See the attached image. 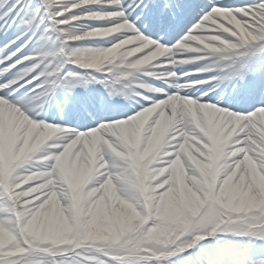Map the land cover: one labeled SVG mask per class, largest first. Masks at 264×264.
Returning a JSON list of instances; mask_svg holds the SVG:
<instances>
[{
    "label": "clouds",
    "instance_id": "1",
    "mask_svg": "<svg viewBox=\"0 0 264 264\" xmlns=\"http://www.w3.org/2000/svg\"><path fill=\"white\" fill-rule=\"evenodd\" d=\"M85 5L120 9L121 0L72 7ZM225 5L179 48L155 46L123 11L73 18L102 22L96 27L63 22L62 63L80 70L66 75L101 85L132 111L79 130L62 110L47 122L26 114L27 101L0 98L10 122L6 130L0 121V183L13 191L0 260L162 264L216 233L264 240V109L244 115L206 99L230 83L213 75L230 53L264 50V3ZM88 40L107 46H75Z\"/></svg>",
    "mask_w": 264,
    "mask_h": 264
},
{
    "label": "snow or ice",
    "instance_id": "2",
    "mask_svg": "<svg viewBox=\"0 0 264 264\" xmlns=\"http://www.w3.org/2000/svg\"><path fill=\"white\" fill-rule=\"evenodd\" d=\"M262 3L264 0H253L252 6ZM73 4H80V0H16L13 4H8V0H0V7L8 5L3 15H0V20L4 21V25L16 26L15 38L10 39L3 48H0V85H6V87H0V98L19 105L22 101H27L34 109L29 113L33 118L37 119V112L41 114L42 111H46L44 106L55 100L57 90L63 91L65 96L63 104L66 105L69 102L68 96L74 89L81 87L76 79L66 75L69 72L73 73V70L66 69L61 60L60 49L63 37L60 32L68 26L63 22L90 21L73 18L83 17L92 11H123L124 19L130 22L133 13L141 9V14L130 22L141 33L134 25L141 19L142 10L149 7L145 0H121L120 9L93 7L96 5L73 8ZM224 6L226 5L222 0H216L215 3L213 0H208L203 8H197L198 22L175 46L179 48L194 37L201 35L200 29L212 10ZM154 7L156 10L147 19L145 28L150 29L148 35L156 33L157 40H165V34L172 28L173 18L178 13L182 14L183 9L179 5L170 4L168 0L154 4ZM49 33L56 34L53 43L58 42V48L45 47L48 44ZM143 37L146 38V35ZM146 39L149 42L154 41L150 38ZM17 41L20 43L17 44ZM155 46L171 48L161 46L158 42H155ZM257 53H264V50L257 46H245L230 53L222 62L223 66L213 73L230 83L227 87H221L220 91H213L206 99L225 109L237 106L235 113L243 112L244 115L254 114L256 110L264 109V62L254 59ZM176 58L182 59L183 57L178 55ZM225 61L228 63H224ZM183 71H188V69L185 68ZM200 78L199 76L191 77V79ZM116 84L114 80L113 89L116 88L114 86ZM237 85L241 86L238 92ZM200 91H206V89L201 88ZM107 99L110 100L108 95ZM32 101L41 103L33 106ZM91 104L92 101L85 97L79 100L77 107L92 118ZM56 107L60 109L61 105L57 104ZM105 119H115V117ZM0 197L5 198L4 204L0 205L5 209L0 212V219H3L10 215L11 205L8 196L3 192H0ZM239 237H244L246 240L242 248L230 252L233 264H257L258 261H264V240L247 236ZM199 241L194 242L187 249H192ZM185 252L186 250H181L178 254ZM176 256L177 254L172 257ZM0 264H6V261L0 260ZM105 264H113V261L106 260ZM167 264H179V262L170 260Z\"/></svg>",
    "mask_w": 264,
    "mask_h": 264
},
{
    "label": "bare ground",
    "instance_id": "3",
    "mask_svg": "<svg viewBox=\"0 0 264 264\" xmlns=\"http://www.w3.org/2000/svg\"><path fill=\"white\" fill-rule=\"evenodd\" d=\"M232 1V0H231ZM251 2H253V0H250ZM16 0L11 1L10 4L15 3ZM164 0H145V3L149 5L148 8H144L143 11V15L141 16V19L139 21L136 22V24L134 25L135 27L138 25L145 24L147 19L155 12V7L154 4L157 3H163ZM168 2L170 4L173 5H179L180 8L183 9L182 14L178 13L175 15V17L172 20V28L168 31L170 32L171 30H177V28H180V24L183 23V21L185 20V17L188 16L189 18L193 16L192 19H195L197 17L196 15V9L197 8H203V6L207 5L208 0H168ZM213 2L215 3L216 0H213ZM222 2L224 4H228V5H233L230 0H222ZM93 7H105L103 5H96ZM141 14V9L138 11L137 9V13L134 12L131 20H134L135 17L137 15ZM2 21V20H0ZM196 21V20H195ZM81 22H86V21H77V22H73V24H79ZM102 22L99 21H89V25L90 27H96L99 26ZM0 25H3L4 28H6L5 31H7V34L1 33L0 34V48H3L11 39L10 37L12 35L15 34V27L16 26H9V25H4V21L0 22ZM195 24H192L191 26H189L188 28L186 27L185 30L189 31V29H191ZM183 26V25H182ZM138 28V27H137ZM183 28V27H182ZM141 33H143L141 31ZM167 34V33H166ZM165 34V35H166ZM55 35L54 33H49L48 34V44L45 45V47H53V48H58V42L57 43H53L55 41ZM154 36H157L156 33H153ZM162 41L164 44H162ZM155 42L161 43V46L165 45V40H155ZM20 41H17V44H19ZM95 43L97 45H101L104 43V41L102 40H88V41H83V42H76L75 46H94ZM105 44V43H104ZM106 46V44H105ZM171 46V45H170ZM96 47V46H94ZM34 54V53H33ZM191 54H186V53H181L180 56L183 58L188 57ZM254 59H258L260 62H264V53L260 56H256ZM224 63H228V61H225ZM193 66H188L187 69L191 70ZM66 69H72L74 68L73 65H66L65 67ZM77 71V70H76ZM78 72L74 73V74H78ZM206 78V77H205ZM115 87H119L118 84L114 85ZM240 85H237V92L240 90ZM229 90H231V86H229ZM217 91H220V89H217ZM89 98L92 101L91 104V111L93 113L92 118L93 119H99V118H103L104 120H106V117H114L115 114H120L117 112H121L122 110L128 111L129 108L126 104H124L122 101L119 100H108L107 99V95L105 93L104 88L97 84L94 86H88L86 88L84 87H78L76 89L73 90V92L68 96V103L65 105L63 104V101L65 100V96L64 93L60 96L55 98L54 101H50L47 105H45V109L46 111H42L41 115L39 116L40 119L43 118L48 122H54L56 119H58V117L56 116L57 110L58 108L56 107L57 104L61 105V108L59 110L63 111L64 114V122L69 124L70 126H75L77 127L79 130H85L86 128L89 127H94L93 122L91 121V119H89L90 117L88 116L87 113L83 112L82 110L78 109L77 105L78 102L81 98ZM103 98V99H101ZM11 102V101H10ZM41 102L39 101H32L31 104L33 106L40 104ZM17 107H19V104H15ZM239 107H243V106H239ZM120 109V110H119ZM23 110V109H22ZM228 110H231L233 112L237 111V106L231 107ZM130 112L128 114H131V110H129ZM29 114V113H26ZM127 114V115H128ZM239 114H244L243 112H239ZM113 115V116H112ZM87 117V119H86ZM103 120V121H104ZM0 121H4L5 122V126H6V130L8 127H10V122L8 121V118L0 115ZM6 143L11 146L12 144V137L11 135H7L6 136ZM7 188V196L9 199L12 198L13 196V191L10 185H7L6 183H0V188ZM5 199V198H4ZM4 199H1L0 197V205L4 204ZM4 208L0 207V212H3ZM2 219H0V226H2ZM201 242V241H199ZM199 242H197L196 245L199 244ZM196 245H194L193 247H195ZM221 248V247H219ZM219 250V249H218ZM230 250L229 248H227L224 251H221V258L219 257V262L218 264H233L232 262V258L230 256V253H228L227 251ZM223 252H227V253H223ZM223 253V254H222ZM167 261H164L163 264H166Z\"/></svg>",
    "mask_w": 264,
    "mask_h": 264
},
{
    "label": "rangeland",
    "instance_id": "4",
    "mask_svg": "<svg viewBox=\"0 0 264 264\" xmlns=\"http://www.w3.org/2000/svg\"><path fill=\"white\" fill-rule=\"evenodd\" d=\"M11 1H13V0H8V4H10ZM230 2L233 5H239V6H243L244 4H251L252 3L250 0H232V1L230 0ZM7 6L8 5H4L3 7H0V15H3V12L6 10ZM139 10L140 9H138V11ZM136 13H137V11H136ZM185 18H186L185 28L186 27L188 28L192 24L197 23L199 20L198 16L196 19H192L193 16L190 18L186 16ZM0 22H2V21H0ZM79 24H83V25L88 26L89 21L81 22ZM5 30H6V28H4V26L0 27V34L6 33ZM138 30L142 31L143 29L138 28ZM144 30H146L144 33V35H146V38L152 39V37H154L153 35H148V32L150 31V29L144 27ZM186 34H187V31L185 29H181V28H179V29L177 28V30H172V32H168V34L166 35V38L168 40H171V42H172V45L169 47L175 46V44L178 43L182 39V37ZM14 38H15V34L13 37H11V39H14ZM94 46L101 47V46H105V44L103 43L101 45H97L95 43ZM94 46H86V47H94ZM129 110H131V109H129ZM129 110L125 111V112H124V110H122L121 112H117L120 114L119 115L115 114V118H122L123 116L127 115L130 112ZM86 119H87V117H86ZM3 193L6 195L4 190H3ZM1 199H4V198L1 197ZM245 240H246V238L239 237V236H236L233 234L216 233L212 237H207L205 240L199 242V244L196 245L195 247H193L192 249H186L185 253L177 254L176 257L168 258L167 261L175 260V261L179 262V264H213V263L217 264L219 262V257L221 258V256H220L221 251H224L227 248H229L230 250H228L227 252L230 253L233 250L240 249V248H242ZM219 247H221V248H219ZM227 252H223V253H227ZM166 264H167V262H166ZM221 264H223V263H221Z\"/></svg>",
    "mask_w": 264,
    "mask_h": 264
}]
</instances>
